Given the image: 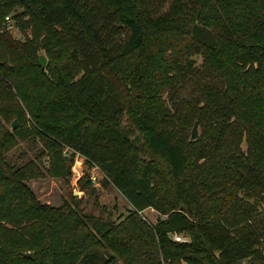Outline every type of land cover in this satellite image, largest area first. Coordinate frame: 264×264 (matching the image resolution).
<instances>
[{
    "label": "trees",
    "instance_id": "obj_1",
    "mask_svg": "<svg viewBox=\"0 0 264 264\" xmlns=\"http://www.w3.org/2000/svg\"><path fill=\"white\" fill-rule=\"evenodd\" d=\"M40 48L66 59L42 67ZM12 113L39 145L21 165L6 155ZM126 113L148 130L144 147ZM196 119L202 133L187 141ZM77 153L126 197L129 222L38 197L27 179L70 176ZM147 207L166 217L148 223ZM46 258L264 264V0H0V264Z\"/></svg>",
    "mask_w": 264,
    "mask_h": 264
},
{
    "label": "rangeland",
    "instance_id": "obj_2",
    "mask_svg": "<svg viewBox=\"0 0 264 264\" xmlns=\"http://www.w3.org/2000/svg\"><path fill=\"white\" fill-rule=\"evenodd\" d=\"M11 33L14 37L18 39L25 40L28 35L25 31H22L18 26L14 25L11 21ZM29 32V30H28ZM43 52L47 57V64L49 62L56 63L57 66L61 64L66 59V54L59 52L56 48L51 51L46 50V48H40L38 54ZM39 56V55H38ZM195 57L200 59L201 56L196 54ZM58 68V67H57ZM22 102V99L19 98ZM23 104V102H22ZM16 120V127H22V121L11 114L9 118L4 119L6 127L10 129L13 133V137L17 140V143L8 150L7 159L9 162L15 165H21L31 159L35 158L36 147L39 145L31 142L29 138L23 137L21 130H16L13 127V122ZM123 122L127 125L132 126V130L129 135L136 140V143L145 146V140L148 135V130L139 126L133 116L130 113H126L123 116ZM59 125L66 126L68 123L59 122ZM194 123L191 125L190 129L186 131V140H194L191 138V132ZM199 135L202 133V127L198 123ZM197 137V138H198ZM196 138V139H197ZM145 156L154 154L149 151H143ZM158 160L161 164H165L164 160L159 156ZM48 161L42 163V166L47 165ZM31 184L34 191L37 193L38 197L45 203H49L54 206H62L66 203L81 212L82 215H94L95 217L108 221L109 223H127L130 221L129 214L132 212L129 208L130 203L122 192L106 177L104 172L97 165H90L89 162L85 160V157L80 153H77L76 160L72 166V174L70 176H54L47 172L44 168V172L40 175L31 176L27 179ZM240 195L249 201L251 204H258V198L250 194H246L244 190H240ZM141 217L148 223H157L162 218L166 217L165 214L161 213L155 207H147L139 212ZM138 220H136L131 228L139 231L141 236L146 235V227L141 226V228L136 225ZM11 228L10 225H7ZM11 232L12 230H8ZM182 239L190 238L189 234L182 232ZM175 238V237H174ZM176 239V238H175ZM105 246L110 250L112 248L106 243V240L101 238ZM8 249H16L14 246H9ZM25 252H31L34 256L32 250H27ZM14 262L13 258H10ZM47 259V258H46ZM50 259L47 261L42 260L39 264H51ZM123 261L122 258H119ZM242 264H247L246 260Z\"/></svg>",
    "mask_w": 264,
    "mask_h": 264
},
{
    "label": "water",
    "instance_id": "obj_3",
    "mask_svg": "<svg viewBox=\"0 0 264 264\" xmlns=\"http://www.w3.org/2000/svg\"><path fill=\"white\" fill-rule=\"evenodd\" d=\"M38 63L42 66L45 67L47 65V57L46 55L41 52L38 56ZM16 120H14L13 122V126H16ZM199 135V129H198V120H195L194 126L192 128V132H191V138L192 139H196ZM25 255L28 256H32L33 254L31 252H25Z\"/></svg>",
    "mask_w": 264,
    "mask_h": 264
},
{
    "label": "built area",
    "instance_id": "obj_4",
    "mask_svg": "<svg viewBox=\"0 0 264 264\" xmlns=\"http://www.w3.org/2000/svg\"><path fill=\"white\" fill-rule=\"evenodd\" d=\"M6 18H7L8 20H10V15H7ZM174 237H175L177 240H187L186 238H185V239H182V235H181V233H175V234H174ZM188 239H189V238H188Z\"/></svg>",
    "mask_w": 264,
    "mask_h": 264
}]
</instances>
